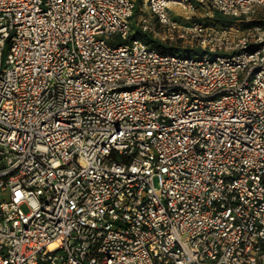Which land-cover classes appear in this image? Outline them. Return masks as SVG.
Listing matches in <instances>:
<instances>
[{"label": "built area", "instance_id": "obj_1", "mask_svg": "<svg viewBox=\"0 0 264 264\" xmlns=\"http://www.w3.org/2000/svg\"><path fill=\"white\" fill-rule=\"evenodd\" d=\"M144 4L0 0V264H264V0Z\"/></svg>", "mask_w": 264, "mask_h": 264}, {"label": "rangeland", "instance_id": "obj_2", "mask_svg": "<svg viewBox=\"0 0 264 264\" xmlns=\"http://www.w3.org/2000/svg\"><path fill=\"white\" fill-rule=\"evenodd\" d=\"M136 2V10L134 13V24H133V29L136 31H139V35L138 37H140L143 41H145L146 43L152 45V46H157V41L155 40V37L152 33L150 32H140L139 27L137 26L136 21L138 20V18L140 17V15H149V11L148 8L146 7V5L144 4V0H135ZM170 12L173 16H177L179 15V7L178 6H173L170 9ZM257 16H259L260 18H264V9H261L259 11V13L257 14ZM213 18V17H211ZM207 21H209V24H217L216 20H212V19H208ZM177 47L181 48V46L176 45ZM182 53V51H181Z\"/></svg>", "mask_w": 264, "mask_h": 264}, {"label": "trees", "instance_id": "obj_3", "mask_svg": "<svg viewBox=\"0 0 264 264\" xmlns=\"http://www.w3.org/2000/svg\"><path fill=\"white\" fill-rule=\"evenodd\" d=\"M212 20H216L217 24H221V25H228V26H234V25H241V24H245L246 22L242 19V18H229V17H225L223 15H221L220 13L216 12L215 15L213 16V18H210ZM264 22V18H253L249 21H247V23H253V22ZM209 21H206V23H208ZM139 35V31L134 30V32L129 36V39H132L133 37H136ZM157 47L163 51V52H183L184 49L179 48L177 46H171V45H163V44H159L157 43Z\"/></svg>", "mask_w": 264, "mask_h": 264}]
</instances>
